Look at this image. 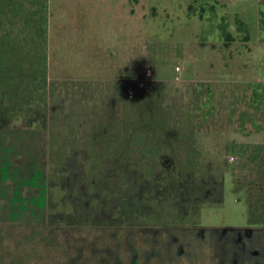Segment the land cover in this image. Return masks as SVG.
Listing matches in <instances>:
<instances>
[{"label":"rangeland","instance_id":"1","mask_svg":"<svg viewBox=\"0 0 264 264\" xmlns=\"http://www.w3.org/2000/svg\"><path fill=\"white\" fill-rule=\"evenodd\" d=\"M49 11V82L64 86L45 129L0 128V264H264V0H49ZM140 66L144 95L121 96V74ZM129 114L192 134V165L162 153L149 179L134 160L106 184L77 172L80 152L50 153L65 121Z\"/></svg>","mask_w":264,"mask_h":264},{"label":"trees","instance_id":"2","mask_svg":"<svg viewBox=\"0 0 264 264\" xmlns=\"http://www.w3.org/2000/svg\"><path fill=\"white\" fill-rule=\"evenodd\" d=\"M261 15L264 16L263 13ZM49 18V0H0L1 129L43 130L48 126L50 100L56 96L55 91L64 86L63 83L49 82ZM261 19V30L264 34V17ZM244 23L238 21L239 31L246 29ZM223 31L228 40L233 39L229 32L225 29ZM258 87L251 88V93L259 92ZM118 119L120 123L116 126H120L122 130L116 132L113 142L126 144L123 153L127 155L129 150L131 151V158L142 165L144 168L142 174H147L148 179L151 172H154L152 168L156 164L162 165L158 160L162 153L171 157L177 156L178 165L184 167L183 170L192 165L191 153L194 154L193 150L196 149L192 148V142L185 139L192 134L176 132L182 136L178 141L180 144L178 150L168 152L166 149L159 150L154 147L147 149L152 145L147 139L148 134L167 133L165 126L146 122L149 117L136 118L130 114L119 116ZM84 121L81 122L82 125L72 124L69 128L76 133L79 126L80 128L85 126ZM92 127L89 133L94 137L95 125ZM186 148L190 153L184 155L182 150ZM166 172L169 175V171Z\"/></svg>","mask_w":264,"mask_h":264},{"label":"crops","instance_id":"3","mask_svg":"<svg viewBox=\"0 0 264 264\" xmlns=\"http://www.w3.org/2000/svg\"><path fill=\"white\" fill-rule=\"evenodd\" d=\"M111 66L113 65L111 64ZM98 118H99L98 120L97 118L95 119V121L92 120L94 122L84 121L85 126L83 128L85 129L84 130L83 128L80 129L81 132L77 133L78 138L75 140H72L70 138L71 133H67L68 129L71 132V129L68 127V125H72L74 123L69 120L65 121L64 124L67 127H65L64 132H60L59 134L53 135L51 138L52 142H51V148H50L51 152L50 153L54 154L56 152L57 154L59 153L67 154L72 151L80 152L79 155L83 160V166H82L81 171L77 170V172L79 173L82 172V174H84L87 180H90V181L102 180V182H106V184H109L108 182L109 177L110 175L112 176V174L116 173V177H121L123 173H129V176L131 175V173H133L132 164L130 167L131 168L130 171L128 170L129 172H124L125 171L124 169H126L127 163L129 162L132 163L133 159L131 158L132 154L130 150L127 155L126 153L125 154L123 153V150L126 148V144H117L113 142V140L115 139L116 132L118 130H122L120 126L119 127L116 126L118 123H120L119 122L120 120L118 118H113V121H110L111 119H108V120L104 119V116L98 117ZM48 119H49L48 120V124H49L50 118ZM107 121L110 122L111 124V126H109V129H106L103 127ZM146 122L148 123L153 122V123L160 124V122H158L154 118L153 119L149 118L147 119ZM93 125H95L94 130L96 131V134L94 137L90 133H85V132H89L91 128H93L92 127ZM239 135L242 136L241 133ZM147 139L151 141V144H152L149 147H147V149H153L154 147L155 149H159V150L166 149L168 152H170V150L179 149L180 144L178 143V141L182 139V136H179L175 133L174 134L163 133L160 135L149 133ZM263 139L260 140L262 143H264ZM187 140H191L192 148L197 149V146L196 148L194 147L195 139L193 137L187 138ZM60 154L58 156H60ZM106 162L108 164H106ZM115 164H116V167H118V169L114 171L113 168ZM95 171L96 173H98L99 171V173H101L102 175L96 176ZM61 172L64 173L63 178L66 177L65 172L71 173L72 175L74 174L73 169L70 171V168H68L67 171H65V167L61 169ZM146 179L148 178L146 177ZM111 185L113 184L111 183ZM227 191L231 192V195L233 196L235 195V192L231 190L230 188ZM129 202L131 201L129 200L128 203Z\"/></svg>","mask_w":264,"mask_h":264},{"label":"flooded vegetation","instance_id":"4","mask_svg":"<svg viewBox=\"0 0 264 264\" xmlns=\"http://www.w3.org/2000/svg\"><path fill=\"white\" fill-rule=\"evenodd\" d=\"M147 77H149L148 69L142 68V66H140V68H135L134 70L133 68L126 70V72L120 76L116 84V87L118 89L116 91L119 92L121 96H123L124 89L129 87L131 82L133 83L138 80H140L141 85L144 87L145 82L148 81ZM131 97L132 96L126 98H131Z\"/></svg>","mask_w":264,"mask_h":264},{"label":"water","instance_id":"5","mask_svg":"<svg viewBox=\"0 0 264 264\" xmlns=\"http://www.w3.org/2000/svg\"><path fill=\"white\" fill-rule=\"evenodd\" d=\"M144 92H145V89L141 85L140 80H138L133 83L131 82L130 86L124 89L123 96L125 97L132 96L133 98L138 99L139 97L144 95Z\"/></svg>","mask_w":264,"mask_h":264},{"label":"built area","instance_id":"6","mask_svg":"<svg viewBox=\"0 0 264 264\" xmlns=\"http://www.w3.org/2000/svg\"><path fill=\"white\" fill-rule=\"evenodd\" d=\"M180 70H181V68H180V67H177V71H180ZM197 85H199V87H205V86H206L207 89H210L211 86H212V84L209 85V84H203V83H201V84L197 83ZM203 85H205V86H203ZM192 86H196V84H193ZM194 88H195V87H194ZM197 89H198V88H197ZM222 90H224V87L221 88V91H222ZM206 91H207V90H205V92H206ZM241 92H243V91H241ZM210 93L212 94L213 92L210 91ZM207 95H209V94H207ZM213 95H214V93H213ZM209 96L212 98V95H209ZM195 102H196V101H195ZM219 103H220L221 105H223V102L220 101ZM219 103H218V104H219ZM220 104H219V105H220ZM197 108H198V106H197V103H196V109H197ZM199 108H200V106H199ZM177 119H178V120H181V119L178 118V117H177ZM176 122H177V121H176ZM178 123H180V122H178ZM181 125H184V124H181ZM247 146H249V145H243V147H247ZM243 149H244V148H243ZM254 149H255V150L253 151V154H252L253 156H254V155H257L258 152H259V149H258L257 147H255ZM229 159L232 160V161H235L234 157H231V156H230Z\"/></svg>","mask_w":264,"mask_h":264}]
</instances>
